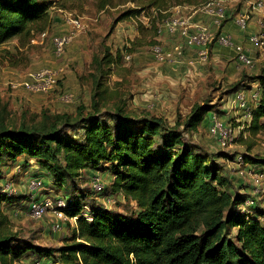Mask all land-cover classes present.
<instances>
[{"label":"trees","instance_id":"obj_1","mask_svg":"<svg viewBox=\"0 0 264 264\" xmlns=\"http://www.w3.org/2000/svg\"><path fill=\"white\" fill-rule=\"evenodd\" d=\"M131 1L137 7L125 10L117 21L153 8L163 16H153L156 23L151 26L157 32L172 7L209 0ZM101 2L102 7L108 1ZM52 4L53 0H0V45L12 40L25 45L47 29ZM250 80L259 85L249 125L257 133L264 131V65ZM231 90L243 91L234 86ZM91 108L76 120L60 114L48 124L2 125L0 157L34 158L60 183H74L80 170L103 168L113 177L111 192L133 200L136 209L127 215L98 203L89 207L88 219L81 215L85 203L69 199L64 211L78 218L70 240L59 247L5 235L2 225L7 217L0 209L1 264H15L27 252L57 264H264V211L257 206L251 207L252 213L239 210L247 195L230 193V178L219 172L213 153L186 141L183 132L165 126L161 117L138 118L120 108L100 113L96 102ZM208 110L194 106L186 127L195 129ZM242 155L245 163L264 165V157Z\"/></svg>","mask_w":264,"mask_h":264},{"label":"rangeland","instance_id":"obj_2","mask_svg":"<svg viewBox=\"0 0 264 264\" xmlns=\"http://www.w3.org/2000/svg\"><path fill=\"white\" fill-rule=\"evenodd\" d=\"M106 1L101 7V0H53L46 38L42 41H34L33 38L25 45H20L17 40L0 45V127L48 124L55 119V115L60 114H68L76 120L92 111V102L97 103L100 113L112 114L120 108L122 113L138 118L143 115L161 117L165 126L183 132L186 141L200 144L203 149L213 153L219 172L230 178L227 189L232 195L241 193L251 196L250 181L235 174L234 158L230 155L250 153L264 157V131L253 133L251 128L246 127L230 148L222 149L205 127L209 111L195 129L186 127L185 123L196 105H204L221 119L225 117L232 125L240 123L237 118L243 117V110H238L232 104L234 94L229 96V91L233 86L248 90L249 85L241 79L250 80L258 74L264 65V58H252L253 66L245 65L242 73L248 74L239 79L240 74L236 70L227 71V65L213 68L210 56L206 62H200V74L173 75V71L165 68V64L172 63L156 61L149 45L156 41L153 37L155 33L157 36L165 34L164 31L157 33L156 28L151 26V23H156L154 15L159 19L163 16L153 8H147L137 15L117 21L125 10L137 7L136 2ZM234 3L232 7L236 5ZM61 9L83 18L84 28L66 46L63 54L56 56L50 36L68 30L63 23ZM144 55L150 57L151 68L146 73L141 71L139 64ZM45 66L61 69L55 89L45 93L28 91L21 86L11 88V82L22 83L30 71ZM187 68L192 69V63L186 65ZM246 100L249 107H254L258 102L254 97ZM236 110L240 115H234ZM68 131L73 133L72 129ZM0 169V209L7 217L2 225L5 235H14L37 246L59 247L70 240L73 228V220H64L62 229L53 230L56 216L50 211L40 218L30 214L29 202L41 194L52 199H79L88 207L102 203L112 211L127 215L136 209L133 200L123 199L119 193L111 192L110 181L113 177L103 168L80 170L72 184L55 181L52 173L28 156L14 159L1 156ZM33 178H40L43 185L31 189L29 184ZM93 178L104 183L103 193H93ZM256 201L257 207L264 211V198L257 197ZM36 257L34 253L27 252L15 264H33Z\"/></svg>","mask_w":264,"mask_h":264},{"label":"built area","instance_id":"obj_3","mask_svg":"<svg viewBox=\"0 0 264 264\" xmlns=\"http://www.w3.org/2000/svg\"><path fill=\"white\" fill-rule=\"evenodd\" d=\"M242 3L243 9L233 15L232 3ZM63 23L68 27L65 33L51 35L53 52L56 56H61L66 46L72 42L78 32L84 28L83 18L77 16L73 12L61 9ZM197 12H202L211 17V23L207 24L202 21L194 20V15ZM254 17V22L258 30L250 33L247 36V41L251 47L256 48L261 53H264V0H209L198 6L181 5L174 6L171 9L169 17L164 18L157 29V33L166 31L171 34H177L180 41L167 48L160 43L151 46L153 58L158 62L179 63L184 57L186 46H197L196 57L199 62L204 63L209 58L208 44L216 42L222 46H232L235 52V59L238 63L253 66V60L246 52V45L241 42H234L231 35L217 33L213 30L222 26L223 22L232 17L240 29L246 30L248 20ZM48 36V30L45 29L39 33L35 39L42 41ZM129 58V55L127 56ZM61 69H55L49 66L41 67L30 71L27 78L22 83L11 82V88L15 89L19 86L28 91L50 92L55 89ZM232 104L238 110H243L244 119H240V123L232 125L230 122H224L215 113L208 125V133L218 143L222 149H228L233 144L239 134L249 127L252 119V107L248 105L243 91H235L231 100ZM246 134H244L245 136ZM233 164L236 173L239 177H247L252 185L251 196H245L244 200L239 204L238 208L241 212L252 213L251 207L257 206V197L264 198V165H255L245 163L242 154H235ZM94 182L92 190L96 194L100 193L104 187V183H100L98 178H93ZM29 186L31 189L40 188L42 180L33 178ZM10 191V189H9ZM257 195V197H256ZM109 203V201H107ZM67 206V200L59 198L52 199L50 196L41 194L29 202L28 211L35 218L42 217L47 212L55 214L56 219L53 221L52 229L57 231L62 229L64 220L71 221L74 227L78 216H68L64 209ZM81 215L90 219V209L84 204ZM260 220L264 221V215L260 216ZM33 264H57L53 259L37 258Z\"/></svg>","mask_w":264,"mask_h":264},{"label":"crops","instance_id":"obj_4","mask_svg":"<svg viewBox=\"0 0 264 264\" xmlns=\"http://www.w3.org/2000/svg\"><path fill=\"white\" fill-rule=\"evenodd\" d=\"M243 5L244 4H242V3H237L234 7L231 6L233 9V11H232L233 15H236V13L240 10L241 11L244 10ZM194 20L202 21V22H205L207 24L211 23V17L209 15L202 13V12L195 13ZM213 30H215L217 33L231 35V37L235 43L241 42L244 45H246V52L254 60H257V59L260 60V59L264 58V53H261L256 48L251 47V45L247 41L248 34L256 32L258 30L257 25L254 22L253 16L248 20V25H247L246 30L240 29L239 26L235 23L234 18H232V17L227 18L223 22V24L220 28L215 29V27H213ZM164 32H165L164 35H159V36L156 35L154 38L156 39V41L158 43L164 45L165 47L169 48L173 44H175V42L180 41V38L178 35L168 34L166 31H164ZM160 40H162V41L160 42ZM150 48H151V46H150ZM196 50H197V46H194V45L186 46L185 54H184V58H183L184 61L182 60L181 61L182 63H180V64H165L167 66V67L165 66V68H168V70L173 71L174 72L173 75H179L181 73H186L189 75L200 74L201 73L200 69H201L202 64L198 61V59L196 57ZM208 50H209V56L211 58V61L214 63L213 68L216 69L217 65H223V66L227 65L226 66L227 71L233 72L236 70L240 74L238 79L241 77L243 78V75L248 74V73H244V72L242 73V69L244 70L243 67H246V66L242 65L236 61L235 52H234V49L232 46H222L216 42H211L208 45ZM149 60H150V57L147 55H144L139 60L140 68H141V71L143 73H146L148 68H151L149 66ZM191 63L193 65V68L192 69H189V68L186 69V65L191 64ZM245 79L246 78L241 79L244 82L246 81L247 84L249 85L248 90H246V89L243 90L245 97L248 99H250L251 97H254L255 100H257L258 99V92H259L258 83H256V81L245 80ZM233 94H234V92H231L229 96H232ZM255 105H257L256 102H255ZM208 111H209V115L207 118L208 122L205 125V127L207 128V131H208V125L212 119V116L214 115V112L212 110H208ZM237 112H239V111L238 110L235 111V114H234L235 116H238L239 113H237ZM240 119L243 120L244 117L237 118V120H240ZM222 120L225 123L227 122L225 117H222Z\"/></svg>","mask_w":264,"mask_h":264}]
</instances>
